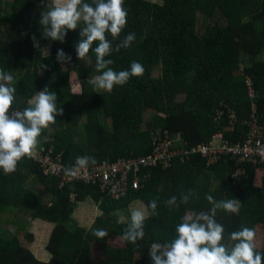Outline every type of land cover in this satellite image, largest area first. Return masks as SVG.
I'll return each mask as SVG.
<instances>
[{"label": "trees", "instance_id": "1", "mask_svg": "<svg viewBox=\"0 0 264 264\" xmlns=\"http://www.w3.org/2000/svg\"><path fill=\"white\" fill-rule=\"evenodd\" d=\"M85 2L91 4L92 0ZM50 3L0 0V69L13 76V110L32 106L29 101L46 87L56 93L57 108L63 109V115L42 130L38 139H49L36 150L49 146L56 161L60 159L63 172L74 167L79 156L94 157L95 165L149 156L150 132L156 129L180 132L186 146L206 143L219 131L232 142L243 141L249 131L242 125L250 113L247 79L258 92V113L264 119V59L260 58L264 49V0H162L160 4L124 0L126 26L119 39L106 36L113 47L129 33L134 32L136 39L129 48L114 51L106 59L113 60L109 67L117 72L130 69L133 61L141 63L145 72L143 77H131L125 85L114 86L111 93L95 89L88 82L101 74L95 68L98 42H93L88 56L79 60L74 47L81 39L79 28L69 30L64 43L43 36L39 20ZM198 15L213 20L202 34L196 31ZM33 36L39 48L33 46ZM46 45L50 52L44 55ZM58 49L72 56V64L57 62ZM41 64L47 69L42 70ZM157 67L160 73L154 77L152 72ZM178 95H184V100L177 101ZM221 102L239 117L233 132L223 129L228 110L218 118L217 112L223 111ZM148 110L153 115L146 120ZM106 120L110 121L109 128ZM77 125L80 133L75 131ZM75 136L84 142L76 143ZM45 169L40 162L25 157L14 173L0 172V216L21 210L29 213L31 222L52 224L46 245L50 258L39 261L17 238L5 239V231L0 229V264H152L151 244L171 242L184 216L191 213L194 218L208 211L212 205L206 195L216 201H240L239 214L218 210L215 219L223 225L224 242L230 246L235 243L229 240L232 232L261 227L263 244L255 250L264 264V164L247 165L246 176L238 179L232 177L233 166L225 157L211 167L198 156L165 169L140 167L131 175L140 188L128 190L120 200L100 190L97 182L75 179L61 184L59 175ZM29 176L51 196L49 201H41L23 186ZM189 190L193 193L189 203L171 209L165 205L172 196L179 198ZM154 199L157 215H148L143 240L136 244L125 241L124 229L131 220L119 222L118 213L135 201L147 206ZM86 201L98 211L89 228L73 217L76 207ZM18 222L24 230L23 221ZM97 229H104L108 235L96 237ZM25 237L33 239L26 230ZM111 237L121 238L123 246H111Z\"/></svg>", "mask_w": 264, "mask_h": 264}, {"label": "clouds", "instance_id": "2", "mask_svg": "<svg viewBox=\"0 0 264 264\" xmlns=\"http://www.w3.org/2000/svg\"><path fill=\"white\" fill-rule=\"evenodd\" d=\"M124 0H52L48 11L41 12L39 24L43 28V36L51 41L65 42L69 30L80 29L81 39L74 45L77 59L88 56L93 42H98L94 48L96 55L95 68L101 74L88 82L95 89L111 93L114 86H123L131 77H143L145 69L139 62L133 61L130 69L119 72L113 70L110 57L121 48H129L135 41V33L127 34L113 47L112 41L107 39L110 34L112 40L120 37L125 28L127 11L123 7ZM33 46L39 48V42L33 36ZM56 60L61 65L72 64V56L58 49ZM41 69L47 65L41 64ZM13 76L0 69V169L4 174H11L17 170V164L22 158H34L38 144V137L43 129L56 123V117L63 115V109L57 108V96L44 88L38 92L30 107L23 111L13 110L16 88L10 86ZM89 164L95 165L92 156H79L75 166L64 169L69 176L76 175L79 169ZM192 191L182 193L179 198L172 196L164 203L170 209L179 208L181 204L190 201ZM212 205L208 211H201L194 218L184 216L182 223L175 227L176 238L168 243H152L149 256L152 264H262V256L256 249L255 230L242 227V230L230 234L229 240L233 245L224 242V227L215 219L217 211L223 210L230 214H239L241 207L237 199L214 200L206 195ZM157 201L154 199L147 206L134 209L131 221L124 229L123 239L132 244L145 237V221L148 215H157ZM150 210V211H149ZM94 235L104 238L108 235L104 229H97Z\"/></svg>", "mask_w": 264, "mask_h": 264}, {"label": "built area", "instance_id": "3", "mask_svg": "<svg viewBox=\"0 0 264 264\" xmlns=\"http://www.w3.org/2000/svg\"><path fill=\"white\" fill-rule=\"evenodd\" d=\"M245 85L250 113L242 122V125L249 127L243 141L232 142L219 131L206 143L186 146L187 142L182 139L180 132L171 133L167 129H156L150 132L151 155L140 158H119L115 162L102 161L100 164L79 169L74 176L66 175L62 171L63 165L60 159L56 161L49 146L36 150L33 159L45 166L47 173L59 175L61 184L75 179L97 182L100 190L108 193L113 200H120L128 190L140 188L139 181L131 177L132 170L137 171L140 167L146 166L170 168L175 162H189L195 156L202 158L208 167L217 164L225 157L233 166L232 177L238 179L246 176L247 165L264 164V119L262 120L258 113V92L250 79L245 80ZM220 106L223 111L217 112L218 118L228 110V119L224 121L223 129L226 130L225 132H233L239 117L225 102H221Z\"/></svg>", "mask_w": 264, "mask_h": 264}, {"label": "rangeland", "instance_id": "4", "mask_svg": "<svg viewBox=\"0 0 264 264\" xmlns=\"http://www.w3.org/2000/svg\"><path fill=\"white\" fill-rule=\"evenodd\" d=\"M47 1H50L52 3V0H47ZM147 1L156 2L159 4L162 2V0H147ZM217 17L222 21V19H221L222 16L219 17V15H217ZM208 24H213V20L206 18V17H203V15H198V17H197V28H196L197 33L202 34L204 27ZM49 52H50V46L46 45L43 48L42 53L44 55H47V54H49ZM260 58L264 59V49L261 52ZM240 72H241V76L244 77V74L241 71V67H240ZM159 73H160V69L157 67V68L153 69L152 76L157 77L159 75ZM176 100L177 101L184 100V95H178L176 97ZM152 115H153V112L151 110H148L144 115V119L147 120ZM159 115L163 116V114H159ZM101 119H103V118H101ZM105 124L108 125V128L110 127V121L109 120H106ZM78 128H79V125H77V127L75 128V131H77V133H80L81 129L80 128L78 129ZM48 139L49 138L47 137L44 140H48ZM73 140L76 143L84 142V139L80 136H75ZM40 145H41L40 142H38L36 149H39ZM0 172H3V170L0 169ZM22 172L26 173L24 170ZM260 176L261 175L259 174L258 178H260ZM256 184H259V182H256ZM23 186L25 188H29L32 191H34L41 201H44V202L49 201L51 198V196L48 193H46L44 189L41 188L40 183H37L36 181H34L30 176L23 183ZM86 203H87V201L84 204H80L79 205L80 207L79 206L76 207V210L73 212V217L76 221L79 220V218L83 215V212L80 209L86 208V212H87V214H90L91 220L87 224H80V225L89 228V227H91L95 217L98 216L97 215L98 211H96V210L94 211L93 210L94 208L87 206ZM135 203L136 202L129 204V206L127 208H125L123 211L118 213L119 222L131 220V212H132V210L135 209V207H137V206H133ZM140 207L142 208L143 206H140ZM190 214L191 213H189L188 216L192 217ZM20 220L23 221V226L25 227L24 230H21L19 228L20 225H19L18 221H20ZM29 221H30V218H29L28 212H24L21 210H15L13 213H7V214L5 213L4 215L0 216V229L5 231V235H4L5 239H11L13 237L17 238L19 240L20 244L27 247L32 252V254L34 255V257L36 259H38L39 261H42V262H47L50 258V255L46 251V245H47L50 233L53 229V225L50 223H46L43 221H37V220L32 221V222L30 221L31 223H29V225H28ZM25 230H26V233H31L33 235L32 241H29L28 238L25 237ZM255 231H256L255 232L256 233V236H255L256 248L262 247L263 230L261 227H257ZM108 243L113 247L123 246V241L119 237H111L108 240ZM95 249L98 251L99 247L94 245V250Z\"/></svg>", "mask_w": 264, "mask_h": 264}, {"label": "crops", "instance_id": "5", "mask_svg": "<svg viewBox=\"0 0 264 264\" xmlns=\"http://www.w3.org/2000/svg\"><path fill=\"white\" fill-rule=\"evenodd\" d=\"M38 142H40V144L42 142H44V139H38ZM136 203L133 205V206H137L135 207V209H138V208H141L140 206H145L143 202L141 201H135ZM88 206V205H87ZM80 210H82L83 212V215L79 218V220H77L78 222H80L81 224H87L89 223V221L91 220V217H90V214H87L86 212V208H81ZM95 211V209H93ZM257 248H260V247H257Z\"/></svg>", "mask_w": 264, "mask_h": 264}]
</instances>
